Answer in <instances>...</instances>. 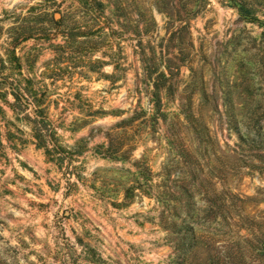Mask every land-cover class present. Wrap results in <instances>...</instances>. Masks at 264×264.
Listing matches in <instances>:
<instances>
[{"label": "rangeland", "instance_id": "374dc122", "mask_svg": "<svg viewBox=\"0 0 264 264\" xmlns=\"http://www.w3.org/2000/svg\"><path fill=\"white\" fill-rule=\"evenodd\" d=\"M0 24V264H264V28L228 0H0Z\"/></svg>", "mask_w": 264, "mask_h": 264}, {"label": "trees", "instance_id": "16d2710c", "mask_svg": "<svg viewBox=\"0 0 264 264\" xmlns=\"http://www.w3.org/2000/svg\"><path fill=\"white\" fill-rule=\"evenodd\" d=\"M229 5L236 8L240 17L249 23L258 24L260 27L264 28V18H261L259 11L264 9V0H228ZM37 20L42 21L44 23H55L60 24L63 20H54L53 16H51L50 12L47 8H44L41 10L39 14L35 17ZM3 26L0 24V33L3 30ZM20 34L23 36L21 38H17L14 42L15 45H20L22 41H26L29 39L30 35H32L33 31L37 29L36 25L32 26H21ZM17 58V57H16ZM29 83L32 81L29 79ZM14 89V88H13ZM28 88H26L27 90ZM28 91V90H27ZM12 95L14 96L16 102L18 103L20 100H23L25 103V106H30L31 103L35 102H43V98L37 99L36 96H32L33 98H30V96L27 94V96H23L18 91L13 90ZM7 92L0 91V95L6 99L7 98ZM16 103H12L13 109H16L17 106ZM34 113L36 117L34 118V122L40 125L39 119L42 121L43 124L46 125L47 123V115L45 114L44 108L36 109L34 110ZM18 117V116H17ZM27 118L31 119V116L28 114L26 116ZM48 124V123H47ZM35 138L39 141L38 145L46 148V153L48 155H51V152L47 146V139L45 138V135L42 133L41 128L36 129L35 131ZM6 139H10V132L7 134ZM1 142V139H0ZM264 143V139L262 140ZM106 157L114 158L113 154H105Z\"/></svg>", "mask_w": 264, "mask_h": 264}, {"label": "water", "instance_id": "95a60500", "mask_svg": "<svg viewBox=\"0 0 264 264\" xmlns=\"http://www.w3.org/2000/svg\"><path fill=\"white\" fill-rule=\"evenodd\" d=\"M59 16H60V14L59 13H56L55 18H58Z\"/></svg>", "mask_w": 264, "mask_h": 264}, {"label": "crops", "instance_id": "0c3cea01", "mask_svg": "<svg viewBox=\"0 0 264 264\" xmlns=\"http://www.w3.org/2000/svg\"><path fill=\"white\" fill-rule=\"evenodd\" d=\"M45 154H46V156H47V153H45ZM46 159H47L48 161H51V160H49V158H48V157H47Z\"/></svg>", "mask_w": 264, "mask_h": 264}]
</instances>
